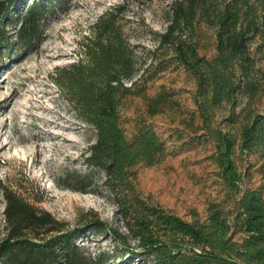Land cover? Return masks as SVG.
Instances as JSON below:
<instances>
[{
	"label": "trees",
	"instance_id": "obj_1",
	"mask_svg": "<svg viewBox=\"0 0 264 264\" xmlns=\"http://www.w3.org/2000/svg\"><path fill=\"white\" fill-rule=\"evenodd\" d=\"M15 1L0 0V48L8 42L4 22ZM121 11L115 7L99 16L81 43L83 56L54 77L77 116L95 129L85 161L104 171L126 232L96 213L87 225L110 234L122 247L121 257L128 253L148 264H264V195L240 187L243 176L234 159L237 136L215 123L216 111L225 105L231 123L243 115L239 148L264 155V73L250 49L255 38L264 40V0H174L160 35V46H170L196 79L202 127L215 143L214 159L234 198L230 212L211 202L205 219L195 212L191 221L148 201L137 189L133 167L158 163L167 146L152 124L143 122L132 137L121 124V100L136 93L132 79L137 70L136 51L119 23ZM44 12L42 1L27 7L16 34L19 45L38 38ZM201 23L215 28L211 57L202 55L195 42ZM164 101L163 93L147 97L149 112H157ZM89 177L79 174L76 182ZM90 185L67 186L86 192ZM5 197L8 231L0 242V264H108L117 256L87 255L77 243L84 226H69L13 190Z\"/></svg>",
	"mask_w": 264,
	"mask_h": 264
},
{
	"label": "rangeland",
	"instance_id": "obj_2",
	"mask_svg": "<svg viewBox=\"0 0 264 264\" xmlns=\"http://www.w3.org/2000/svg\"><path fill=\"white\" fill-rule=\"evenodd\" d=\"M32 1L16 0L10 8L4 22L9 38L0 48V242L8 231L5 192L13 190L69 226H84L77 243L87 255L107 252L117 255L108 264H148L128 253L121 257L122 247L110 234L87 225L96 213L126 232L106 187L104 171L85 161L95 129L77 116L54 80L59 69L83 56L81 43L92 24L115 7L122 10L119 23L137 54L132 79L136 80V93L121 100V124L128 137L143 122L152 124L167 146V155L158 163L133 167L137 189L148 201L190 221L195 212L205 219L211 202H220L230 212L233 193L214 159L215 143L202 127L196 79L170 46L159 43L174 0H38L45 6L41 33L32 44L19 45L20 19ZM195 42L202 55L213 56L215 28L199 24ZM250 49L264 73V40L255 38ZM159 93L165 101L157 112L150 113L147 97ZM261 108L264 110V95ZM229 110L227 105L219 108L215 123L237 136L234 159L243 176L240 187L259 189L264 195V155L239 148L245 119L239 115L231 123ZM86 172L90 177L76 182ZM85 182L91 184L86 192L67 186L80 187ZM129 242L135 244L133 239Z\"/></svg>",
	"mask_w": 264,
	"mask_h": 264
}]
</instances>
